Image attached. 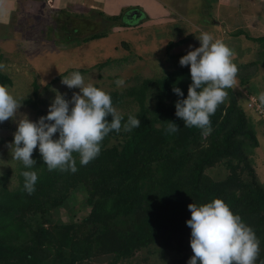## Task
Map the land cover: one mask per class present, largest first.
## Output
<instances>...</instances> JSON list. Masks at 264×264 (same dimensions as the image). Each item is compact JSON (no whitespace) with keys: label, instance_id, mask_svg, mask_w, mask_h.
Returning a JSON list of instances; mask_svg holds the SVG:
<instances>
[{"label":"trees","instance_id":"1","mask_svg":"<svg viewBox=\"0 0 264 264\" xmlns=\"http://www.w3.org/2000/svg\"><path fill=\"white\" fill-rule=\"evenodd\" d=\"M79 30L72 27L75 35ZM103 35L104 31L93 32L77 39ZM250 39L264 46V36ZM174 44L167 43V52ZM191 82L190 67H182L143 80L126 92H108L114 107L130 96L136 109L122 112L125 121L132 114L141 125L130 132H110L101 142L99 156L86 166L73 153L75 173L49 171L37 149L36 165L18 167L14 188L0 178V264H82L105 253L128 257L156 240L177 254L176 264H187L193 255L188 205L214 198H222L253 228L260 241L256 264H264V186L250 163L257 139L241 94L226 90L227 98L210 116L211 133L205 135L202 129L185 127L175 115V102L181 97L173 86L186 98ZM11 83L0 70V84ZM38 88L33 81L32 97L25 102L37 105ZM172 121L179 131L167 133ZM218 164L226 169L224 176L206 172ZM23 171L37 173L31 195L23 190ZM79 190L86 194L77 209L89 207L88 213L78 221L74 214L69 221L60 220V206Z\"/></svg>","mask_w":264,"mask_h":264},{"label":"rangeland","instance_id":"2","mask_svg":"<svg viewBox=\"0 0 264 264\" xmlns=\"http://www.w3.org/2000/svg\"><path fill=\"white\" fill-rule=\"evenodd\" d=\"M173 1L128 0L131 5L137 6L148 14L143 24H135L132 27L122 26L120 22L102 24L100 21L99 24H77L78 22L62 24L63 18L56 14L50 15L49 18L48 15H43L44 17L29 16V19L26 17L18 24L13 20L9 26L0 27V39L2 38L0 40V63L6 66L1 71L11 78L12 83L8 87L16 99L21 102L15 120L9 119L0 122V178L6 180L5 185L9 189L17 185L18 167L22 164V161L12 159L13 149L9 147L14 140L18 120L24 115H27L32 121L46 116L49 105L54 101L57 93L65 94L66 99H71L72 94L79 92V89L68 88L62 83V79L70 77L75 71L82 74L86 83L102 86L107 92H126L131 87L139 86L143 80L160 77L178 68L190 67V65L181 66L179 60L191 50L190 45L193 48L199 47L200 41L197 36L206 31L216 38L224 37L222 40L233 50L234 63L245 54L247 59L254 60L253 66H248L250 61L247 64L238 65L236 85L232 88L237 97H239L238 91L244 96L246 91L242 89L254 91V84L250 78L254 74L250 71L264 62L262 42L256 41L257 44L254 42L248 44L244 50L245 46L240 44L241 41H238V37L232 34L230 38L229 35L232 31H222L225 29L222 25L213 26L212 20L214 18L218 20V18L211 16L215 6L210 0H179L181 5L185 1L187 13H185L183 21H177L176 19H179L181 13H173L176 9L174 7L176 4ZM129 5L124 6L123 9L130 8ZM166 10L171 13H168V16L174 17V19L176 16L175 20L179 23L170 24L169 22H174L173 19L162 23L156 20L159 16L166 18L167 14L164 12ZM86 13L84 16L87 15ZM89 15L92 14L89 12ZM135 16L133 15V17ZM259 18H261L260 13ZM109 19L113 21L117 17L109 15ZM187 21L188 24H186ZM182 22L184 24H180ZM108 23L110 22L108 21ZM176 24L177 26L174 27ZM72 27H79L77 35L72 32ZM211 27L215 29H211ZM248 30V34L251 35L262 34L250 28ZM102 31L105 33L103 36L88 41L78 40L90 33ZM246 32L244 30L243 33ZM170 40H174L175 44L167 52L166 45ZM57 76L59 77L55 78ZM117 79L125 80V85L122 88L115 84ZM248 79L249 82H247ZM35 80L39 85L38 102L36 106H33L25 100L32 97L33 81ZM260 81L262 84L264 83L261 77ZM244 99H246L245 96ZM148 102L151 104V97ZM115 108L120 112H128L136 109V104L131 101L130 96H126L122 103ZM54 138H58V133ZM37 149H39L38 146L34 150ZM206 172L212 175L220 173V176H224L226 169L218 164L208 168ZM254 173L256 175L255 170ZM261 183L263 184V182ZM85 194L83 190H79L74 197L60 206L58 212L60 220L69 221L74 214V220L78 221L88 213L89 207L82 211L77 209L85 198ZM75 211L76 213H74ZM176 257L177 254L174 251L165 248L161 240H156L149 246L134 251L128 257H116L114 253H105L85 259L81 263L176 264Z\"/></svg>","mask_w":264,"mask_h":264},{"label":"clouds","instance_id":"3","mask_svg":"<svg viewBox=\"0 0 264 264\" xmlns=\"http://www.w3.org/2000/svg\"><path fill=\"white\" fill-rule=\"evenodd\" d=\"M197 39L199 47L191 45L179 64L190 65L191 84L187 97L173 86V92L181 97L175 102V115L182 119L184 126L196 127L203 134L211 133L210 116L228 96L227 89L234 88L238 67L233 62V50L220 38L209 32H202ZM0 63V70L5 69ZM62 83L68 88H78L71 99L57 93L49 105L46 116L37 121L27 115L18 120L14 133L12 159L22 161L27 169L36 165L34 149L39 148L44 164L49 171H77L73 153H78L81 165H88L101 152V142L112 131H132L141 125V120L118 111L112 97L102 86L86 83L79 71L70 77H63ZM117 87L125 85L124 79L115 81ZM259 100L264 104V93ZM71 105V107H70ZM21 102L16 99L7 85L0 84V122L15 120ZM245 107V103H244ZM246 109V108H245ZM111 116V120L107 119ZM167 133L179 131L175 122L167 125ZM58 133V138H54ZM23 190L31 195L38 179L35 171H23ZM191 218L186 221L191 228L190 246L193 255L187 264H256L260 253V241L251 226L239 214L232 211L222 198L199 206L190 203Z\"/></svg>","mask_w":264,"mask_h":264},{"label":"crops","instance_id":"4","mask_svg":"<svg viewBox=\"0 0 264 264\" xmlns=\"http://www.w3.org/2000/svg\"><path fill=\"white\" fill-rule=\"evenodd\" d=\"M210 1L215 6V9L211 13V16H216L218 18V20L216 18L212 20V25L218 27L222 25L225 28L222 31L225 30V32L232 31L229 35L230 38L232 34L238 37V41H241L240 44L242 46H245L244 50H246L245 48L248 44H251L253 42L257 44V42L250 39V37L264 36V0ZM130 3L131 2H128V0H0V27L2 28L4 26H9L10 24H12L13 20H15V22L18 24L26 17L29 19V16L37 17L48 15L49 18L50 15L53 14H56V16H61L63 18L62 24H66L65 22H69L71 24H75V22H78L77 24H99V21L102 24H117V22H120V24H124L122 26L127 25L128 27H132L135 24H143L144 19L148 17V14H146L145 11H141V9H139L137 6L131 5ZM173 3L176 4V6H174L176 7V9L174 10L176 12L173 11V13H181L179 19H176V16L175 19L177 21H183L185 13H187V7L184 4L185 1L182 2V5L180 4L179 0H174ZM128 5L130 8L124 10L123 7H127ZM178 7L181 9L179 10ZM87 11L88 13H86ZM89 12L92 15L88 16ZM130 12L137 13V16L133 17V14ZM164 12H166L167 14V19L165 17L159 16L158 18H156V20L162 23L163 21L169 22L173 19L174 22H169L170 24L179 23L174 19V17L168 16L169 14H171L170 11L166 10ZM85 13L87 15L84 16ZM259 13L261 18H259ZM109 15L110 17H117V19L111 21L109 19ZM108 21L110 23H108ZM180 24L184 23L182 22ZM186 24H188V21L186 22ZM176 26L177 24L174 27ZM212 28L215 29L214 27H211V29ZM249 28L262 34H248ZM202 30L204 31V28ZM238 30H242V32L236 33ZM244 30L247 32L243 33ZM222 38L224 39V37ZM222 38L220 37V39ZM248 61H250L248 66H253L254 60L252 58L247 59V55L245 54L242 58H238L235 64L239 69L240 64H247ZM251 72H253L254 74L250 78L254 84V91L256 92L244 89L242 90L256 95L259 99L260 94L264 93V83L262 84L260 81V77L264 81V62L259 64L257 68H252L250 73ZM242 78L245 77L242 76ZM249 79L247 80V82H249ZM238 93L239 95L241 94V92L239 91ZM240 97H242L241 104L244 107L245 99L243 98L242 94ZM246 112L248 113L251 123L253 124L252 126L257 139V145L252 149L249 156L250 163L252 168L256 172L258 180H260L264 184V127L261 121L256 117V115L248 110H246Z\"/></svg>","mask_w":264,"mask_h":264},{"label":"built area","instance_id":"5","mask_svg":"<svg viewBox=\"0 0 264 264\" xmlns=\"http://www.w3.org/2000/svg\"><path fill=\"white\" fill-rule=\"evenodd\" d=\"M244 96L245 99V108L248 111H251L256 117L261 121L263 127H264V105L260 102V100L257 98V96L245 92Z\"/></svg>","mask_w":264,"mask_h":264},{"label":"water","instance_id":"6","mask_svg":"<svg viewBox=\"0 0 264 264\" xmlns=\"http://www.w3.org/2000/svg\"><path fill=\"white\" fill-rule=\"evenodd\" d=\"M130 13H132V12H130ZM132 14L137 16V13H135V12H133Z\"/></svg>","mask_w":264,"mask_h":264}]
</instances>
